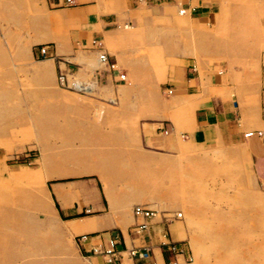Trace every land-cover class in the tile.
I'll use <instances>...</instances> for the list:
<instances>
[{"label":"rangeland","instance_id":"rangeland-1","mask_svg":"<svg viewBox=\"0 0 264 264\" xmlns=\"http://www.w3.org/2000/svg\"><path fill=\"white\" fill-rule=\"evenodd\" d=\"M231 2L204 35L193 29L191 19L163 6L158 18L130 28L132 34L122 44L142 60L148 75L161 81L189 54L201 55L207 94L200 97L216 94V83L222 80L217 63L253 69L260 57L264 59V0ZM31 14L29 0H0V264L85 261L77 251V235L67 231L69 226L55 213L49 182L87 176L57 170L71 166L73 154L78 157L87 149L98 128L108 130L116 144L126 127L130 148L131 136L137 134L136 117L129 116L127 124L116 123L114 115L109 118L106 102L114 97L95 85L93 70L100 65L78 43L73 47L79 56H55V72H40L46 61L32 60L25 37V17L29 20ZM127 78L131 80L128 72ZM71 79L84 87L71 85ZM166 88L170 85L161 84L162 92ZM142 99V94L125 91L117 97L129 104ZM181 115L177 110L176 119ZM179 132L176 128L175 137L181 140ZM181 143L179 152L161 150L171 158L163 159L152 178L145 171L138 174L141 182L159 184L161 195L153 207L181 213L187 253L177 263L264 264V188L243 149L203 151ZM61 228L66 231L61 233Z\"/></svg>","mask_w":264,"mask_h":264},{"label":"crops","instance_id":"crops-1","mask_svg":"<svg viewBox=\"0 0 264 264\" xmlns=\"http://www.w3.org/2000/svg\"><path fill=\"white\" fill-rule=\"evenodd\" d=\"M231 3V0H29L32 14L29 20L25 17V37L29 39L27 48L32 60L46 61L40 65V72H55V56L66 55L68 60L77 56L75 42L85 55L96 56L97 49L106 52L116 68L124 71L125 76L128 72L132 80H119L115 70L102 65L93 70L95 85L114 97L112 102H106L109 118L114 115L118 117L116 123L127 124L129 116L136 117L137 134L131 136V147H127L126 127L115 138L116 144L112 143L108 130L98 128L87 149L78 157L73 154V168L57 170L66 175L87 176L49 182V192L58 205L54 206L55 213L69 226L66 230L77 235L74 240L77 251L85 259L60 264H151V261L179 264L178 260L185 258L184 224L175 213L153 207L161 195L159 184L141 182L138 176L145 171L152 178L163 159L171 158L162 155L161 150L172 148L179 152L181 141L203 151L241 147L264 188V59L260 57L253 69L230 65L228 61L217 63L218 73L222 74V80L216 83L218 93L200 97L207 94L199 68L204 61L201 55L189 54L172 75L166 74L161 81L148 75L142 60L122 44L141 20L158 18L163 6L175 16L191 19L195 22L193 29L204 35L208 26L214 28L224 7ZM179 7H185L184 12H178ZM41 43H47L45 55L37 49ZM161 84L170 85L175 92H162ZM121 91L142 94L143 99L130 104L119 102ZM147 94H151L150 100ZM177 110L182 112L178 120ZM176 128L181 140L175 137ZM247 130L252 133L244 135ZM50 202L47 196L49 219L53 217ZM134 204L156 210L138 232L130 229L132 224L142 221L132 212ZM66 230L59 229L61 233ZM82 233L87 234L85 239L79 238ZM108 235L118 237L116 247L121 256L115 263L106 262L100 253L91 251L92 246L103 245ZM170 243L181 251L172 250ZM135 246H147L149 255L130 256L128 249Z\"/></svg>","mask_w":264,"mask_h":264},{"label":"built area","instance_id":"built-area-1","mask_svg":"<svg viewBox=\"0 0 264 264\" xmlns=\"http://www.w3.org/2000/svg\"><path fill=\"white\" fill-rule=\"evenodd\" d=\"M65 1L70 2V0H65ZM184 10H185V7H180L178 9V12L182 13ZM92 44L95 47L98 48L97 42L94 39H92ZM37 49H38L40 54L45 55L46 49H47V44L46 43H41V44L38 45ZM96 58H97V61H98L99 65L104 66L108 70H115L117 78L119 80H124L125 79L124 71L118 70L116 68L115 62L108 58V55H107L106 52H104V51H102L100 49H97ZM58 79H59V81H62L63 80V76L59 75ZM71 85H73V86H75L77 88L84 87L82 85V83H79V82H77L75 80H72V79H71ZM165 92L166 93H170L171 92V88H166ZM251 133H252L251 130H247V131L244 132V135H249ZM257 133L260 134V131L257 130ZM132 212L135 215H139L142 218V221H140L138 223H134V224H132L130 226L131 230L138 232V231H140L142 228H144L147 225L148 218L151 217L153 214H155L156 210L154 208L147 207V206H144V205H141V204H134L132 206ZM180 214L181 213L179 211L175 212L176 216H180ZM86 236H87V234L82 233V234L79 235V238L80 239H85ZM117 239H118L117 235H108L105 238V242H104L103 245L92 246L91 247V251L94 252V253H100L103 256V258H104V260L106 262L115 263V262L119 261L120 256H121V250L116 247ZM169 247L172 250H177L178 252L181 251L180 249H178L176 247V245L174 243H170ZM128 254L130 256H135L137 258H146L149 255V248L147 246L130 247L128 249ZM151 264H156V262L155 261H151Z\"/></svg>","mask_w":264,"mask_h":264},{"label":"trees","instance_id":"trees-1","mask_svg":"<svg viewBox=\"0 0 264 264\" xmlns=\"http://www.w3.org/2000/svg\"><path fill=\"white\" fill-rule=\"evenodd\" d=\"M55 206L57 207V204L55 203Z\"/></svg>","mask_w":264,"mask_h":264},{"label":"bare ground","instance_id":"bare-ground-1","mask_svg":"<svg viewBox=\"0 0 264 264\" xmlns=\"http://www.w3.org/2000/svg\"><path fill=\"white\" fill-rule=\"evenodd\" d=\"M184 12V11H183ZM74 173V172H73ZM71 174V173H70ZM157 207V206H156Z\"/></svg>","mask_w":264,"mask_h":264}]
</instances>
